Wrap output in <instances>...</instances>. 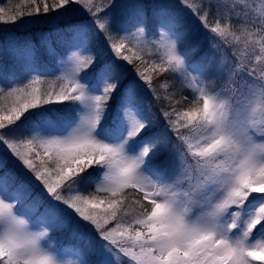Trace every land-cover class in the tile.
Listing matches in <instances>:
<instances>
[{
  "label": "snow or ice",
  "instance_id": "6c2138e0",
  "mask_svg": "<svg viewBox=\"0 0 264 264\" xmlns=\"http://www.w3.org/2000/svg\"><path fill=\"white\" fill-rule=\"evenodd\" d=\"M26 24L39 46L0 44V264H264V0L0 6Z\"/></svg>",
  "mask_w": 264,
  "mask_h": 264
},
{
  "label": "rangeland",
  "instance_id": "374dc122",
  "mask_svg": "<svg viewBox=\"0 0 264 264\" xmlns=\"http://www.w3.org/2000/svg\"><path fill=\"white\" fill-rule=\"evenodd\" d=\"M256 2H257V4L259 3V0H256ZM26 20L28 19L27 17L25 18ZM186 23H187V26H188V29L190 30V32H191V35H190V37L186 40V45L187 46H192V45H194V44H197V42H199V44H198V47L200 46V45H202L203 47H200V50L198 51V52H196L195 53V56H194V58H199V56L200 55H202V53H203V50H204V47H206V44H205V41H204V39H203V36H202V34H200L198 31H197V25H196V22H195V20L192 18V17H186ZM32 25H28V24H26V25H20L19 27H21V28H29V27H31ZM0 27L3 29V30H7V28H8V32L7 33H5V32H3L2 30H0V35H1V32L2 33H4V35L5 36H8V35H15V31H16V28L17 27H11V26H6V25H0ZM4 37V36H3ZM26 39H22L21 40V43H24V41H25ZM125 76H126V73H125ZM47 79H50V78H47ZM50 80H52V79H50ZM57 83H59L58 81H57ZM45 87L47 86V85H44ZM183 94V93H182ZM140 95L141 96H143L144 98H145V100L146 101H148V100H150L151 99V97L149 96V94H148V91H147V89H144V88H142L141 90H140ZM70 104H73V106H75V104H76V102H70ZM153 111H155V108H153ZM158 114V113H157ZM163 127H164V124H163V120L161 119L160 120V122L158 123V125H157V128L155 129L157 132H159L160 130H162L163 129ZM1 153V152H0ZM16 172V171H15ZM17 173V172H16ZM19 174L20 175H22L23 176V174L21 173V171H19ZM16 183L17 184H19V183H21V182H17L16 181ZM26 183V182H25ZM32 186H34V185H32V184H28L27 185V191L28 192H30V188L32 187ZM36 187V186H35ZM38 188V187H37ZM92 189H90V187L86 190V191H91ZM40 193V189L38 188L37 189V192H35V193H33V194H31V198L32 199H35L37 196V194H39ZM45 198H47V197H45ZM41 199L43 200V198L41 197ZM44 201V200H43ZM47 201H45V203H46ZM41 211H42V208H41ZM62 239H63V242L65 243V244H68L69 243V241H72V243H75V241L74 240H72V236H71V231L70 230H65V232L63 233V236H62ZM68 258H73V257H68ZM92 258H94V257H92Z\"/></svg>",
  "mask_w": 264,
  "mask_h": 264
},
{
  "label": "trees",
  "instance_id": "16d2710c",
  "mask_svg": "<svg viewBox=\"0 0 264 264\" xmlns=\"http://www.w3.org/2000/svg\"><path fill=\"white\" fill-rule=\"evenodd\" d=\"M8 2H9V0H0V6H7L8 5ZM18 2H20V0H11V3H13V4L18 3ZM25 7H27V6H25ZM186 17H190V16H185V20H186ZM0 30H2L5 33L8 32V28H7V30H3L0 27ZM37 30L38 29L36 27H34V26H31L28 29L27 28L17 27L16 28V31H15L16 33H15L14 37L17 39V42L18 43H21V40L22 39H26L27 37L31 36L32 39H33V42L36 43L39 46V41H38V39L35 36V32ZM3 36H5V35H4V33L1 32V35H0V44H2ZM101 43H103V40H101V39H97L96 44H95L94 40L92 39L90 44L91 45H94L95 47H99L100 48ZM40 55H41V60L43 61V64H44L43 71H45V72H47L49 74L55 72L56 75H60V72H56L55 67L53 66L54 65V62L49 58V56L47 55V53L43 49H41ZM11 65H12V60H11V58H9L7 60V63L5 65V67L8 68V67H11ZM125 73H126L125 83H127L128 81H130V80H132L134 78L133 77V73L131 71V66H128L125 69ZM46 78L53 79V76L49 75ZM161 95H163V93H161ZM183 95L191 96V92L185 90L183 92ZM0 154H2V152ZM8 167L9 168H13V165L10 163ZM13 170L17 172L16 173L17 181H21V182L24 181V176H22V175L19 174V171L20 170L18 168L13 169ZM33 193H35V192H32V194Z\"/></svg>",
  "mask_w": 264,
  "mask_h": 264
}]
</instances>
